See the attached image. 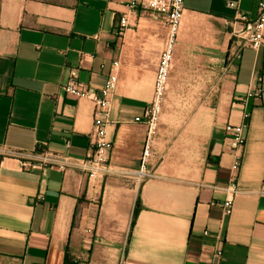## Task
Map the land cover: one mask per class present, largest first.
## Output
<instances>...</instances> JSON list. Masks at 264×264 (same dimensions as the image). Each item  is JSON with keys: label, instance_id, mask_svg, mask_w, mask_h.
<instances>
[{"label": "crops", "instance_id": "obj_1", "mask_svg": "<svg viewBox=\"0 0 264 264\" xmlns=\"http://www.w3.org/2000/svg\"><path fill=\"white\" fill-rule=\"evenodd\" d=\"M261 1L184 0L174 54L193 19L229 31L237 13L253 20ZM124 12L125 0H0V264H63L65 256L73 264H264V49L240 52L214 109L201 110L171 138L164 136L170 127L155 131L143 169L150 177L143 178L148 132L135 119L152 101L167 31L139 12L130 20L137 30L114 44ZM113 61L120 71L109 174L88 180L70 165L89 153L93 105L61 85L74 69L98 91ZM257 89L258 98L237 102ZM243 111L250 117L237 193L224 216L232 177L225 125L239 124ZM43 153L69 167H23Z\"/></svg>", "mask_w": 264, "mask_h": 264}, {"label": "built area", "instance_id": "obj_2", "mask_svg": "<svg viewBox=\"0 0 264 264\" xmlns=\"http://www.w3.org/2000/svg\"><path fill=\"white\" fill-rule=\"evenodd\" d=\"M227 6L236 8L234 3H228ZM125 7L127 12L122 13L118 18L116 36L122 37L124 32L130 27L131 14H137L139 12L150 13L167 31L164 49L160 55L155 72L152 101L144 109L143 116L135 119V122L144 124L148 132L139 172L140 177L147 178L150 177V174L143 169L150 158L151 137L160 118L168 80L173 66L174 49L184 11V0H125ZM237 15L238 21L231 28L232 34L236 38L244 40V42L237 51L236 59L245 48H249L255 52L264 49V1L258 3L256 17L253 20L241 13H237ZM119 71V61H113L105 83L98 91H94L86 84L80 82L74 69L69 70L67 80L61 85V89L66 95L76 99L89 100L93 105L89 153L76 165H70L82 172L88 180H94L97 177H104L109 174L112 141L108 137V128L114 123L111 112L114 93L119 81ZM259 96L260 89H257L253 94H249L242 99L240 98L237 102L243 107L246 105L248 99L251 97L258 98ZM249 117V113L243 111L239 124L227 123L225 125V132L230 140V151L232 154L230 168L232 177L226 183L224 189L228 195L221 204L224 216L231 215L233 199L237 193L236 177L242 162ZM23 167L49 168L64 172L69 165L56 155L43 153L34 162L29 161L23 163ZM220 256L221 251L219 249L215 250L213 257L219 259Z\"/></svg>", "mask_w": 264, "mask_h": 264}, {"label": "rangeland", "instance_id": "obj_3", "mask_svg": "<svg viewBox=\"0 0 264 264\" xmlns=\"http://www.w3.org/2000/svg\"><path fill=\"white\" fill-rule=\"evenodd\" d=\"M231 28L218 32L211 20L204 18H195L182 28L162 114L151 137L150 158L159 127H170L164 136L171 138L177 128L189 123L201 110L214 109L225 99L223 79L235 65L237 51L244 42L232 34ZM127 30L136 31L137 23ZM122 39L116 36L114 44ZM142 45L139 41L131 54L134 63L141 57L138 47Z\"/></svg>", "mask_w": 264, "mask_h": 264}, {"label": "trees", "instance_id": "obj_4", "mask_svg": "<svg viewBox=\"0 0 264 264\" xmlns=\"http://www.w3.org/2000/svg\"><path fill=\"white\" fill-rule=\"evenodd\" d=\"M138 210H139V204L137 203L134 209L133 219L136 217ZM63 264H73V263H71L70 259L65 256Z\"/></svg>", "mask_w": 264, "mask_h": 264}, {"label": "bare ground", "instance_id": "obj_5", "mask_svg": "<svg viewBox=\"0 0 264 264\" xmlns=\"http://www.w3.org/2000/svg\"><path fill=\"white\" fill-rule=\"evenodd\" d=\"M228 65V64H227Z\"/></svg>", "mask_w": 264, "mask_h": 264}]
</instances>
